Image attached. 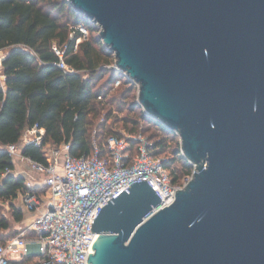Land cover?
I'll use <instances>...</instances> for the list:
<instances>
[{"label":"water","instance_id":"95a60500","mask_svg":"<svg viewBox=\"0 0 264 264\" xmlns=\"http://www.w3.org/2000/svg\"><path fill=\"white\" fill-rule=\"evenodd\" d=\"M194 165L174 201L132 181L91 264H264V0H68Z\"/></svg>","mask_w":264,"mask_h":264},{"label":"trees","instance_id":"16d2710c","mask_svg":"<svg viewBox=\"0 0 264 264\" xmlns=\"http://www.w3.org/2000/svg\"><path fill=\"white\" fill-rule=\"evenodd\" d=\"M81 22L90 32L97 31L90 21L76 14L67 0H0V50L9 48L0 62V203L9 204L14 222L24 219L25 213L15 200L26 191V179L12 172L3 175L7 169L15 168L5 147L19 143L26 128L37 123L45 129L41 146L34 143L20 146L24 156L38 161H46L45 145L56 147L64 142L70 143V153L74 156L91 154L95 142L100 157H109L107 139L111 135H123L109 128L105 121L96 124L95 119L112 101L113 98H107L108 92L118 78H122L119 86L129 85L121 98H125L135 84L109 67L110 53L101 39L90 36L79 42L75 50L81 33L77 31L71 38V26ZM65 42L69 43L65 61L75 69L73 73H65L56 65L59 58L52 50L54 43ZM99 95L103 99H98ZM109 118L110 109L105 114V119ZM125 119L132 124L127 134L147 135L153 143L152 155L170 157L167 166L174 184L181 185L182 180L192 174L193 165L180 148L172 150L174 131L144 112L140 119ZM142 121L146 126L140 124ZM130 142L133 154L139 141L131 139ZM20 232L11 230L9 219L0 211V240ZM31 261L32 257H27L11 264H30Z\"/></svg>","mask_w":264,"mask_h":264},{"label":"built area","instance_id":"2783aa9c","mask_svg":"<svg viewBox=\"0 0 264 264\" xmlns=\"http://www.w3.org/2000/svg\"><path fill=\"white\" fill-rule=\"evenodd\" d=\"M71 29V38L75 32L81 33L76 39V50L78 43L88 36L89 29L83 22L72 25ZM68 48V42L52 46L59 58L56 65L65 73H73L75 69L65 61ZM109 67L137 86L116 63ZM121 82L122 78H118L114 87ZM98 99L103 97L99 95ZM44 133L45 129L36 123L26 128L19 143L5 147L13 159L24 158L31 169L42 176V181L35 183L36 179L32 178L26 182L27 189L20 194V200L34 216L19 234L0 240V264H11L27 257H32L30 264H91L89 255L95 252L94 245L100 235L91 231L92 221L109 199L132 181L151 179L155 184L153 188L162 198L159 206L153 208L156 212L170 205L176 190L191 178L187 177L183 185L174 184L167 166L170 157L152 155L153 143L142 133L111 135L107 139L109 157H100L95 142L92 153L81 156L72 155L67 142L56 147L45 145L46 161L24 156L20 146L29 143L41 146ZM131 139L139 141L133 154L130 152ZM11 172L7 169L3 175Z\"/></svg>","mask_w":264,"mask_h":264},{"label":"rangeland","instance_id":"374dc122","mask_svg":"<svg viewBox=\"0 0 264 264\" xmlns=\"http://www.w3.org/2000/svg\"><path fill=\"white\" fill-rule=\"evenodd\" d=\"M90 36H95L98 38L99 36L98 29L97 31L93 33L89 31V34L86 37V39L89 38ZM8 51H9V48L0 50V62L3 56H5L8 53ZM106 51H109L107 47H106ZM109 53L110 54H108V59L110 63L108 65H114L115 56L111 52ZM0 69H1V63H0ZM126 88H129V85H121L119 87H114L111 90H109L107 98L108 99L113 98V99L110 103L105 105V108L103 110H101V115L95 119L96 124H98V122L105 121L106 125L109 126V128L116 129L118 131H121L122 133H128L132 124L126 121L125 117L138 118V119L141 118V114L142 112H144V109L138 100V86L134 85V87H131L132 89L129 92H127V96L125 98H121L122 97L121 94ZM109 109L111 110V118L105 119V114L107 110ZM140 124L142 125L144 124L146 126V123L144 121L140 122ZM151 131L152 130H150V132ZM144 136H147V135H144ZM179 148H180V137L178 134H176L172 136V150L179 149ZM194 169L195 167L193 165V171ZM191 176L192 174L188 177H191ZM186 178L187 177H185L182 180L181 185H183L186 182ZM16 205L18 207L20 206L18 201H16ZM10 209L11 207L9 206L7 202L0 203V211L3 215H5L9 219L11 230L15 231L17 228L22 229L25 223L21 222L19 224H16L13 220ZM24 219H26L25 215H24Z\"/></svg>","mask_w":264,"mask_h":264},{"label":"crops","instance_id":"0c3cea01","mask_svg":"<svg viewBox=\"0 0 264 264\" xmlns=\"http://www.w3.org/2000/svg\"><path fill=\"white\" fill-rule=\"evenodd\" d=\"M13 162H14V165H15V168L12 170V173H14V175L16 176H23L25 177L26 179V182L28 181H31L32 178L33 179H36L34 182L35 183H39L42 181V176L40 174H38L37 172L33 171L29 165V163L22 157H14L13 159ZM18 201L19 204H20V208L23 209L24 213H25V216H26V219H23L22 221L20 222H15L16 224H19L21 222H24V226H27L30 221L33 219V216H34V213L32 211H29L25 206L24 204L21 202L20 200V194L18 196V198L15 200V202ZM20 229V228H17L16 230H20L22 231L23 230Z\"/></svg>","mask_w":264,"mask_h":264}]
</instances>
